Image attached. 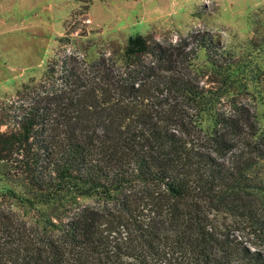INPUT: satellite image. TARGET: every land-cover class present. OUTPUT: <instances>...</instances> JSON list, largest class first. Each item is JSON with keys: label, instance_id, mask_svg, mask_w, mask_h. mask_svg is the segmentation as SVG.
<instances>
[{"label": "trees", "instance_id": "obj_1", "mask_svg": "<svg viewBox=\"0 0 264 264\" xmlns=\"http://www.w3.org/2000/svg\"><path fill=\"white\" fill-rule=\"evenodd\" d=\"M92 54L0 103V264H264L263 65L208 31Z\"/></svg>", "mask_w": 264, "mask_h": 264}, {"label": "rangeland", "instance_id": "obj_2", "mask_svg": "<svg viewBox=\"0 0 264 264\" xmlns=\"http://www.w3.org/2000/svg\"><path fill=\"white\" fill-rule=\"evenodd\" d=\"M197 31L264 69V0H0V103L75 50L102 55L134 35L177 42Z\"/></svg>", "mask_w": 264, "mask_h": 264}]
</instances>
